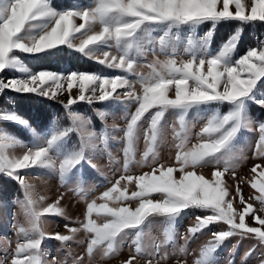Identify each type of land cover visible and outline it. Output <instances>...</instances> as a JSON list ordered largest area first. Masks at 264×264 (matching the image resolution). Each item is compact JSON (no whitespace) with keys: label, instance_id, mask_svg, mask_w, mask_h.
<instances>
[{"label":"snow or ice","instance_id":"6c2138e0","mask_svg":"<svg viewBox=\"0 0 264 264\" xmlns=\"http://www.w3.org/2000/svg\"><path fill=\"white\" fill-rule=\"evenodd\" d=\"M77 18L82 22L77 24ZM227 21H236L240 26L212 50L217 25ZM252 22L264 23V0H250V3L245 0H87L86 6L74 3L66 9H58L53 0H0V73L8 70L20 74L7 79L0 77V94L10 90L55 99L67 92V101L61 104L68 110L66 114L71 123L70 127H54L48 138L42 140L29 121L17 112L0 115V121L16 123L34 136L33 142L25 145L12 134L0 131V177L19 185L23 198H16L14 203L26 218L17 228L16 235L24 239L17 242L11 264H45L42 250L45 239L60 242L66 253L64 260L53 258L51 264H69V261L93 264L96 252H102L104 257L114 256L125 244L134 248V254L122 264H137V256L147 257L145 264L153 261L164 264L171 255L168 247L177 242V220L188 209L206 214L197 216L195 224L180 237L185 244L178 248L179 253L186 254L188 241L213 223L222 222L227 226L225 230L212 232V239L199 249L194 264H218L216 253L233 236L254 237L264 245V216L258 214L264 212V166L255 165L252 168L255 175L247 181L258 192L249 199L258 201L259 209L245 200L239 183L236 192L243 207H234L235 197L230 195L223 179L229 171L236 179L235 168L242 159L237 137L242 130H252L254 122L259 132L255 155L264 158V120L254 121L249 114L250 104L264 108V94L257 87L264 81V37L256 38V43L244 54L235 55L243 37V26ZM204 23H210L211 28L200 36L197 29ZM65 49L123 74L33 70L17 54L59 59L67 54ZM149 55L153 57L146 64L150 71H138L142 66L140 58ZM161 56L165 59L161 60ZM183 56L188 59H182ZM136 84L140 85V92L136 91ZM73 89L76 95L72 94ZM118 89L126 91L118 93ZM109 100L126 108L136 106L133 112L126 110L125 127L108 126L105 122L102 132L97 133L90 117L72 110L78 102L92 104ZM221 104L229 106L226 113L218 107L213 110V105ZM192 109L197 112L207 109L210 115L196 133L198 142L189 147L194 125L187 116ZM169 111L175 114L170 125L165 120ZM95 113L102 121L107 116L99 108ZM166 125L172 129L178 167L159 162ZM115 132L122 135L116 136ZM71 133L78 134V141L70 144ZM141 138L144 150L137 159ZM112 140L123 145L124 174L101 196L87 203L84 219L73 222L79 227L66 224L68 234L59 231L46 234L42 227L45 215L67 218L60 206L64 197L61 195L54 203L43 206L45 197L37 196L23 170H48L58 176L61 185L82 181L79 173L84 166L96 168L91 153L105 151L114 160L108 151ZM18 145L26 149L23 154L9 155V149ZM209 163L216 166L211 180L196 171L197 167ZM132 165L151 166V171L134 176L128 174ZM122 181H126L123 187ZM132 183L136 190L129 193L128 185ZM74 191L82 198L87 197L83 187ZM124 201L137 204L123 206ZM112 202L119 203L110 206ZM94 213L97 218L103 216L104 222L93 219ZM249 214L258 227L246 222ZM155 218L162 219V238L151 237L145 231ZM81 231L86 235L85 240H77ZM73 242L86 246V256L72 255ZM0 264L5 262L0 260ZM229 264H234V260Z\"/></svg>","mask_w":264,"mask_h":264},{"label":"rangeland","instance_id":"374dc122","mask_svg":"<svg viewBox=\"0 0 264 264\" xmlns=\"http://www.w3.org/2000/svg\"><path fill=\"white\" fill-rule=\"evenodd\" d=\"M245 2L250 3V0H245ZM74 3H79L86 6L87 0H71L70 5H66L65 8L63 7L62 8L66 9L70 6H73ZM233 10H234V6H233ZM81 22L82 21L80 19L78 18L76 19L77 24ZM204 24L200 25L202 26V28H200L199 26L197 29V33L200 36H203L211 28V24L209 23L208 28L204 29L203 28ZM97 30H99V28ZM78 35L79 34H77V36ZM222 42L224 41L219 42L217 45L211 44V49L216 50L221 45ZM76 43H79V40H77ZM247 48L248 46L245 47L243 51L239 53V55L244 54ZM104 50H110V49L106 48ZM17 54H20L22 56V59H24V56H28L26 54H21V53H17ZM239 55H237V57ZM152 59L153 57L151 55L147 56L146 58H140L139 63L142 66L139 67L137 70L144 73L149 72L150 69L146 67V64L151 62ZM160 59L163 60L165 59V57L161 56ZM182 59H188V57L183 56ZM104 67L107 68L106 66ZM33 70H41V69L33 68ZM107 70L108 71L106 73H102V75L112 76V75L123 74L120 70H114L109 68H107ZM94 73L101 74L98 73L97 71H95ZM18 75L20 74L15 71H8V70H6L4 73H0V77H3L5 79L11 76H18ZM129 78L135 79L134 76H129ZM259 83L257 87H260ZM135 89L137 92H140L141 91L140 85L136 84ZM124 91H126V89L117 90L118 93H123ZM259 92L261 94H264V92L262 91ZM72 94L76 95L75 89H73ZM68 96L69 94L65 92L63 94L57 95L55 99H51V98H46V99L56 100L59 103H61V101L66 102ZM80 103L84 104V106L87 105L88 107L91 108L93 107L95 110L99 108L107 112V116L105 120L102 121L100 119L101 121L100 129H95L92 126L93 130H95L97 133L102 132L105 122L108 126L116 125L120 128L125 127L127 122L125 119L126 110L128 112H133L135 111V107H136L134 104H132V105H128L126 108L124 104H121L114 100H109L105 102L94 101L92 104H88L87 102H78L77 104ZM217 107L222 113H226L229 110V106L227 104L212 106L213 110ZM74 111L86 116L83 112H80L78 110H74ZM5 112H12V111L5 110L3 105L0 104V115L4 114ZM249 114L254 121H260L254 119V117L250 112V108H249ZM209 115L210 112L207 109H202L199 112H197L195 109L189 111L187 119L190 121L192 125H194V127L192 128V137L189 141V147L192 144L198 142L196 138V133H199L201 128L204 127ZM165 120L168 122V125H170L175 120V114L169 111L165 115ZM143 125L144 127L147 126L146 120L143 121ZM4 126H6L5 123L0 121V131L7 132L6 129H3ZM70 126L71 123L69 120L67 125L65 124V127H70ZM31 128L33 129V127ZM257 129H258V125L254 122L252 126V130H242L241 133L238 135L236 144H237V148L240 151L242 159L239 161L238 166L235 168L236 179L233 178L232 171L226 172L223 177L225 183L229 186L230 195L235 197L233 204L234 207H236L237 209H242L243 207V205H241L239 200V194L236 192L237 183H239V187L242 189L245 200L248 203H252L254 205V208L256 209L260 208V204L258 201H256L254 198L249 199L250 197H254L255 195H258V192L255 189H252L250 184L247 182L251 180L255 175V173L252 172V168L255 165L264 166V158H260L255 155L256 143L259 139V132ZM52 130L53 129H50L48 131H44L41 133L39 132L37 133V131H35V134L41 137L43 140L48 138ZM114 134L116 136L122 135V133L120 132H115ZM16 138L19 139L20 141H23L25 145L32 143L34 140L33 133L30 131L28 138L26 139L18 138V137ZM77 141H78V134L71 133L69 137V143L71 144ZM174 144L175 141L173 140L172 129L170 126L166 125L164 142L159 147L160 163L173 167L179 166L175 161L176 149L174 147ZM122 147H123L122 143L116 140H112L109 142L108 151L111 152L114 160H110L108 152L105 151H97L95 153H91L90 154L91 161L93 164L96 165V168L84 166L79 173V175L82 177V181L74 180L65 185H61L58 176L55 173L50 172L48 170H43L39 168L23 170L25 179H27L28 182L34 185V191L37 194V196L45 197V200L43 201V206H47L48 204L54 203L57 200V198L61 195H63L64 197L60 201V206L65 209L67 218L60 216L45 215L42 218V227L45 230L46 234L52 235L57 231H59L62 234H68L67 229L65 228L66 224H69L70 227L80 226L78 223H73V222L84 219L87 210V203L90 202L92 199L101 196L104 191H106L108 188L112 186V184L115 182L116 179L119 178L121 174H124L122 170L123 169ZM25 150L26 149L24 147L18 145L15 148L9 149L8 154L19 156L22 155ZM143 150H144V141L143 138H141L137 145V157H136L137 159L141 158ZM116 161H119V163H117ZM220 169L223 170V165H220ZM215 170H216V166L212 163L206 164L203 167H197L196 169L198 174H202L210 180L213 179L212 174L214 173ZM150 171H151V166L140 167L138 165H132L130 172L128 174L137 176L143 174L144 172H150ZM176 175L179 176L180 173L177 172ZM125 184L126 181H122L121 187H123ZM77 187H83L85 189L87 193L86 198H82L76 191H74V189H76ZM134 190H136L135 183L128 185L129 193H131V191ZM16 198L22 199L23 198L22 193L20 197H15L13 198V200L0 201V260L4 261L5 264H11L12 253L14 252L17 242L18 241L23 242L24 239L23 237H18L16 235L18 226L20 224H24L26 219L23 210L19 207V205L14 203V200ZM154 198L156 197L154 196ZM97 202L102 203L103 201L97 200ZM116 203L119 202H112L110 203V206H115ZM136 204H137L136 201L123 202V206L135 207ZM204 214L206 213L198 209H188L181 214V217L178 218L176 223V229L177 232L179 233L177 237L176 245L168 247V251L171 255L169 259L166 262H164V264H194V260L199 255V249L210 239H212V232L217 230H225L227 228V226L222 222L213 223L212 225L208 226V228L202 230V232L197 233L194 237H192L188 241L186 245L187 247L186 254L179 253L178 248L180 246H184L185 244L184 240L181 239L180 237H182L187 232L190 226H193L195 224L197 216H202ZM258 214L264 216V212H259ZM93 219H97L98 223L104 222V217L101 216L97 218L95 213L93 214ZM246 222L250 226H257V227L259 226L258 223L253 221V217L251 216V214H249V216L246 217ZM162 230H163V222L161 218L153 219L151 221V224L145 229L146 232L150 233L151 237H157V238H162ZM85 239H86V235L83 231L77 234V240H85ZM70 247L73 256H81V255L86 256L85 245H78L77 243L73 242L71 243ZM252 249H254V251L251 252V255H248L245 258V254ZM42 250L45 253L43 257L45 264H51L53 258L64 260L66 256L62 244L53 239H45L44 241H42ZM130 254H134V248L129 247L128 244H125L121 248L119 253H117L114 256L104 257L102 252L98 251L94 255L93 264H122V262L126 260ZM216 257L218 259V264H229L230 260H234V264H262V262H264V245L260 244L254 237L241 239V237L237 235V236H233L230 239L225 240L222 247L216 253ZM146 260L147 257L137 256V264H145ZM69 264H71L70 261ZM153 264H155V261H153Z\"/></svg>","mask_w":264,"mask_h":264},{"label":"trees","instance_id":"16d2710c","mask_svg":"<svg viewBox=\"0 0 264 264\" xmlns=\"http://www.w3.org/2000/svg\"><path fill=\"white\" fill-rule=\"evenodd\" d=\"M54 5L60 9L70 5L71 0H53ZM209 23H205L203 28H207ZM240 26L236 21L221 22L217 25L211 44L217 45L221 41H226L233 30ZM244 32L239 47L236 50V56L239 55L245 47L253 46L256 38L264 36V23L252 22L243 26ZM67 53L62 58L54 59L41 56H24L26 64L32 69H50L55 71H67L71 68L82 71H103L104 66L100 63L84 57L82 54L65 49ZM259 91L264 92V81L260 83ZM0 104L7 111H14L22 115L29 121L30 126L37 131L53 129L54 127H65L69 122L67 110L56 100H49L39 97L35 94H19L14 91L5 90L0 96ZM250 112L254 119L264 120V108L255 104L249 105ZM72 110H78L87 114L95 128H100L101 121L98 119L95 111L84 104H75ZM6 126L8 133L18 138H28L29 130L19 126L16 123L2 121ZM21 196V189L14 180L6 177H0V201H7Z\"/></svg>","mask_w":264,"mask_h":264}]
</instances>
